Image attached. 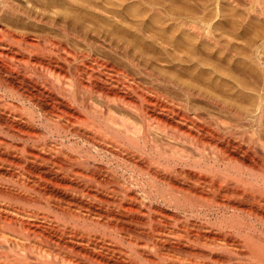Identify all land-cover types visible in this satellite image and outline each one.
<instances>
[{
	"label": "bare ground",
	"instance_id": "bare-ground-1",
	"mask_svg": "<svg viewBox=\"0 0 264 264\" xmlns=\"http://www.w3.org/2000/svg\"><path fill=\"white\" fill-rule=\"evenodd\" d=\"M203 55L264 73V0H0V264H264V89Z\"/></svg>",
	"mask_w": 264,
	"mask_h": 264
},
{
	"label": "rangeland",
	"instance_id": "rangeland-1",
	"mask_svg": "<svg viewBox=\"0 0 264 264\" xmlns=\"http://www.w3.org/2000/svg\"><path fill=\"white\" fill-rule=\"evenodd\" d=\"M134 10V9H133ZM230 9H228V14L229 15H231L230 16V18H232L233 19V16L235 15H232V13H230L231 12V10L229 11ZM66 12H68V14L70 15V14H72V15H70V19H71V21H73L74 22V24H75V27H77V28H79V29H90V30H94V31H96V32H102V33H107L106 31H109V30H111L110 28V25H109V21H107L106 20V18L105 17H102L101 15H92L91 13H89V16L87 15L88 13H85L84 14V12L82 13V12H80L81 14H79L78 12L79 11H66ZM72 12V13H71ZM74 12V13H73ZM77 12V13H76ZM73 15H74V18H73ZM98 16V17H97ZM236 16H241L242 17V15H235L234 16V21H232V19H230L231 20V22H229L230 24V26H232V27H237V28H239V26H240V28L242 27V28H246L247 27V29L249 28V30H250V32H251V30H252V28H253V31H255V32H252V34H255L256 32H259L258 30H261V28H262V26H261V24H258V26H257V24H256V22L254 23V25L252 26L251 25V23H249V22H247L246 20H244L243 21V19L241 18V20H239L240 18H236ZM95 17V18H94ZM100 17H102V18H100ZM236 18V19H235ZM243 18H244V16H243ZM76 21H75V20ZM99 19V20H98ZM102 19V20H101ZM106 21H105V20ZM239 21H238V20ZM245 19V18H244ZM238 21V22H237ZM242 21V22H241ZM76 22V23H75ZM105 22V23H104ZM245 22V23H244ZM109 25V26H107V24ZM242 23H244V24H242ZM134 24H136V23H134ZM247 26H246V25ZM133 25V24H132ZM79 26V27H78ZM244 26V27H243ZM249 26V27H248ZM259 26H261L260 27V29H259ZM86 27V28H85ZM251 27V28H250ZM255 27L258 29H255ZM98 29H100V30H98ZM104 29V30H103ZM108 29V30H107ZM255 29V30H254ZM100 32V33H101ZM203 58H204V60H206V61H208V62H211V65L213 64L214 66H216L217 67V65H219L218 67H221V68H223V69H225L226 70V72L229 74V76H230V78H231V80L229 79L228 81L226 80V81H223V84L222 85H224V88H226V89H234L235 87L234 86H238L237 84L238 83H240V82H242V85L244 84V86H248L247 88H250L249 90H251L250 92L253 94V95H255L256 93L255 92H259V91H261L262 89H264V73H262L261 71H260V69L259 70H257L256 68H253V70H250V72H247V73H249V74H251V72L253 73V74H251V76L248 74V75H246L242 70L240 71V66H241V64L239 65V67L237 66V64L235 65V64H233V63H231V62H228V64L226 63V62H222L220 59L219 60H217V58H211V57H206L205 55H203L202 56ZM210 59H212V60H210ZM216 59V60H215ZM210 60V61H209ZM222 63V65H224V64H226V65H224V66H222L221 65V63ZM210 64V63H209ZM233 64V65H232ZM244 64L242 63V66H243ZM228 66V67H227ZM235 66H237V67H235ZM241 66V69H243V67ZM232 67V68H231ZM247 66H245V68H246ZM227 68V69H226ZM229 68V69H228ZM234 68V69H233ZM236 68H238V69H236ZM244 68V69H245ZM243 69V70H244ZM254 69H256V70H254ZM239 70V71H238ZM246 70V69H245ZM247 71V70H246ZM235 72H236V74H235ZM240 72H242V73H240ZM241 74V75H240ZM244 74V75H243ZM261 74V75H260ZM253 75H256V76H254V77H252ZM247 76V77H246ZM248 76H250V77H248ZM243 78V79H242ZM248 78V79H247ZM255 78V79H254ZM257 78V79H256ZM263 78V79H262ZM262 79V80H261ZM240 80V81H239ZM248 80V81H247ZM246 81V82H245ZM225 83V84H224ZM237 83V84H236ZM236 84V85H235ZM246 84V85H245ZM250 84V85H249ZM257 84V85H256ZM252 86V87H251ZM232 87V88H231ZM234 87V88H233ZM225 89V90H226ZM259 89V90H258ZM45 210L46 209H44V212H45ZM48 212V211H47Z\"/></svg>",
	"mask_w": 264,
	"mask_h": 264
}]
</instances>
